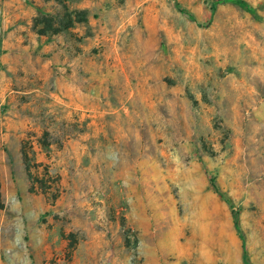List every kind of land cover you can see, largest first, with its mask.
Masks as SVG:
<instances>
[{
	"label": "rangeland",
	"instance_id": "rangeland-1",
	"mask_svg": "<svg viewBox=\"0 0 264 264\" xmlns=\"http://www.w3.org/2000/svg\"><path fill=\"white\" fill-rule=\"evenodd\" d=\"M0 181V264H264V0H0Z\"/></svg>",
	"mask_w": 264,
	"mask_h": 264
},
{
	"label": "trees",
	"instance_id": "trees-1",
	"mask_svg": "<svg viewBox=\"0 0 264 264\" xmlns=\"http://www.w3.org/2000/svg\"><path fill=\"white\" fill-rule=\"evenodd\" d=\"M229 1V0H226ZM4 209V203H3V199H2V184L0 181V213L3 211ZM238 224V222H236Z\"/></svg>",
	"mask_w": 264,
	"mask_h": 264
}]
</instances>
